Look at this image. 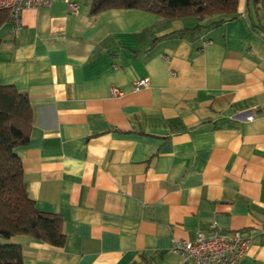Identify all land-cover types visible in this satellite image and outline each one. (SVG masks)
<instances>
[{
	"label": "crops",
	"instance_id": "obj_1",
	"mask_svg": "<svg viewBox=\"0 0 264 264\" xmlns=\"http://www.w3.org/2000/svg\"><path fill=\"white\" fill-rule=\"evenodd\" d=\"M89 2L0 27V85L35 108L27 192L66 234L13 236L25 264H192L172 239L213 224L250 239L238 264H264V0L204 21Z\"/></svg>",
	"mask_w": 264,
	"mask_h": 264
},
{
	"label": "trees",
	"instance_id": "obj_2",
	"mask_svg": "<svg viewBox=\"0 0 264 264\" xmlns=\"http://www.w3.org/2000/svg\"><path fill=\"white\" fill-rule=\"evenodd\" d=\"M253 2L257 10L263 5V0ZM238 3L239 0H90L89 12L97 15L109 9L135 8L166 21L186 17L204 21L223 14L234 17ZM9 20L10 10L0 8V27ZM261 29L260 33L264 32V27ZM34 123L35 108L28 94L15 86L0 85V264H25L22 246L10 241L13 236L30 235L56 247L66 242L62 215L39 210L29 196L23 164L15 151L29 142Z\"/></svg>",
	"mask_w": 264,
	"mask_h": 264
},
{
	"label": "built area",
	"instance_id": "obj_3",
	"mask_svg": "<svg viewBox=\"0 0 264 264\" xmlns=\"http://www.w3.org/2000/svg\"><path fill=\"white\" fill-rule=\"evenodd\" d=\"M53 0H0V8L10 10V21L13 30L18 31L22 26V14L26 9L47 7ZM76 9V4H70ZM264 38V32L261 33ZM149 77L137 79L135 88L147 86ZM121 91L113 89L114 95ZM249 118H252L250 116ZM250 246V239L242 235L239 230L229 231L211 225V232L199 231L194 238L175 237L171 241L170 251L192 262V264H238L246 255Z\"/></svg>",
	"mask_w": 264,
	"mask_h": 264
}]
</instances>
